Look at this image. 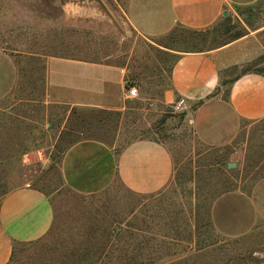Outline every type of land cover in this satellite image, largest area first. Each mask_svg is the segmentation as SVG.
<instances>
[{"label": "rangeland", "instance_id": "obj_1", "mask_svg": "<svg viewBox=\"0 0 264 264\" xmlns=\"http://www.w3.org/2000/svg\"><path fill=\"white\" fill-rule=\"evenodd\" d=\"M235 1L208 30L149 37L126 20V0H33L26 32L17 21L16 35L0 36V201L30 184L53 208L48 232L16 245L7 264H264L263 123L242 122L230 144L210 146L190 109L164 99L183 50L212 48L237 33L261 43L248 68L264 74V0ZM62 2L80 16L64 19ZM52 55L122 66L137 94L121 110L47 98L44 60ZM137 138L159 140L172 154L173 179L157 193L131 191L115 170L119 151ZM83 141L100 145L84 146L88 158L64 160Z\"/></svg>", "mask_w": 264, "mask_h": 264}, {"label": "crops", "instance_id": "obj_2", "mask_svg": "<svg viewBox=\"0 0 264 264\" xmlns=\"http://www.w3.org/2000/svg\"><path fill=\"white\" fill-rule=\"evenodd\" d=\"M233 1L126 0L121 9L137 32L158 37L177 27L208 30L218 21L227 19L228 6ZM61 9L64 19L80 16L79 7L74 3L62 2ZM33 12V0H0V36L16 35L17 21L24 24L26 32V20L32 19ZM5 20L11 21L9 27L1 26ZM1 47L3 51L5 48ZM262 49L261 43L251 33H246L212 48L183 50L173 63L170 88L164 92L165 102L184 101L180 108L190 109L193 127L203 143L230 144L242 122H262L264 135V74L248 68ZM13 56L15 54L10 55ZM44 64L47 98L70 107L122 109L127 97L126 71L122 66L78 55L45 56ZM95 145L100 144L75 143L66 151L64 160L74 154L88 158L84 146ZM88 161L84 162L85 166ZM115 170L128 189L149 195L170 184L174 161L163 142L137 138L119 151ZM64 175L68 177L67 171ZM52 221V204L44 190L25 184L8 191L0 201V264L10 261L16 245L43 237Z\"/></svg>", "mask_w": 264, "mask_h": 264}, {"label": "built area", "instance_id": "obj_3", "mask_svg": "<svg viewBox=\"0 0 264 264\" xmlns=\"http://www.w3.org/2000/svg\"><path fill=\"white\" fill-rule=\"evenodd\" d=\"M136 94H137V89H136V87H134V86H128V88L126 89V96H127V97H133V96H135ZM183 103H184L183 100H179V101L177 102L176 106H177V107H180V106L183 105Z\"/></svg>", "mask_w": 264, "mask_h": 264}, {"label": "trees", "instance_id": "obj_4", "mask_svg": "<svg viewBox=\"0 0 264 264\" xmlns=\"http://www.w3.org/2000/svg\"><path fill=\"white\" fill-rule=\"evenodd\" d=\"M174 31V30H173ZM191 32L193 33V34H197V33H200V32H203V31H193V30H191ZM241 36V34L240 33H237L236 35H235V37L233 38V39H236V38H238V37H240ZM232 39V40H233ZM176 61V60H175ZM249 69H251V68H249ZM126 88H128V84L126 85ZM77 141V140H76ZM75 140H73V141H71L70 143L72 144V143H74V142H76ZM70 145V144H69ZM69 145H68V147H69ZM67 147V148H68ZM5 195V194H4ZM200 202H196L195 203V207L198 209V212H199V209H200Z\"/></svg>", "mask_w": 264, "mask_h": 264}, {"label": "water", "instance_id": "obj_5", "mask_svg": "<svg viewBox=\"0 0 264 264\" xmlns=\"http://www.w3.org/2000/svg\"><path fill=\"white\" fill-rule=\"evenodd\" d=\"M223 15H226V12H225V11L223 12ZM226 167H227L228 169H233V168L236 167V162H234V161H228V162L226 163Z\"/></svg>", "mask_w": 264, "mask_h": 264}]
</instances>
